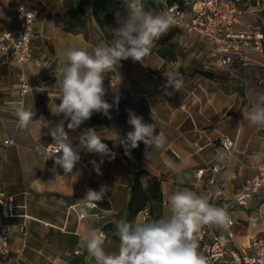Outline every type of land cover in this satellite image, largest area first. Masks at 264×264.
<instances>
[{"label":"crops","instance_id":"0c3cea01","mask_svg":"<svg viewBox=\"0 0 264 264\" xmlns=\"http://www.w3.org/2000/svg\"><path fill=\"white\" fill-rule=\"evenodd\" d=\"M151 11L164 10L168 0H150ZM186 0H175L184 2ZM28 2L38 7L33 29L32 53L40 58L19 63L7 53L0 52V187L13 197L15 215L3 218L12 225L11 244L4 264H95L86 250L83 234L89 227L101 229L105 251L117 253L115 223L126 218L133 173L147 170L161 178L163 201L155 205L164 218L170 216L167 195L178 189H189L206 195L209 202L220 206L216 191L218 183L226 181L229 197L242 188L245 181L257 173L264 163V127L243 122L242 112L249 107V98L264 90V55L252 54L248 66L233 61L229 66L219 64L213 43L200 32H190L175 20L174 26L156 42L151 54L142 63L131 58L121 60L113 75L118 88L107 94L111 104L119 95L118 105L110 110L111 119L94 113L75 131L68 130L73 147L86 128H95L103 142L116 153L115 159L80 150V161L73 173L65 175L54 160L41 155L37 145L52 143L48 129L31 125L18 126L16 109L33 106L34 119L45 117L55 125L63 115H53L51 108L57 99V79L50 76L64 59L69 46L89 49L112 38L110 28H101L93 15L80 18L76 0H0V36L18 29L23 15L11 6ZM94 0H90L92 9ZM264 0H239L241 19L264 31ZM187 9H191L187 5ZM173 72L182 79L177 91L167 86L163 74ZM24 80L33 86H45V92L30 90L21 97L18 88ZM142 116L145 123H157L167 143L160 149L139 147L125 155L124 148L109 133L123 137L132 127L127 123L128 110ZM243 122V123H242ZM67 123V122H66ZM242 123V124H241ZM228 136L234 147L228 151L220 138ZM13 139L12 144L4 141ZM218 151L230 153L229 159L218 162ZM47 160V161H46ZM94 162V163H93ZM217 166L213 172L211 167ZM181 168L179 173L175 170ZM203 169L201 177L196 171ZM80 175L73 177L75 173ZM105 187L102 201L81 213L79 200L89 188L99 191ZM229 212L234 238L227 247L249 246L253 237H264V196L260 191L248 206L235 207ZM25 222L27 233L18 230ZM113 222L111 229H105ZM134 222H145L143 210ZM212 236L210 225L202 226ZM215 234H225V227H214Z\"/></svg>","mask_w":264,"mask_h":264},{"label":"clouds","instance_id":"9594fccd","mask_svg":"<svg viewBox=\"0 0 264 264\" xmlns=\"http://www.w3.org/2000/svg\"><path fill=\"white\" fill-rule=\"evenodd\" d=\"M126 5L123 14L116 13L117 26L111 28L110 42L90 45V50L76 46H69L65 50L64 59L55 69V86L60 103H55L50 109L53 115L62 114L64 119L52 125L43 116L34 119L33 106L25 108L21 104L16 109L20 128L36 125L40 129H48L53 142L37 145L36 150L49 157L47 160H54L65 175L73 173L81 159L80 150L115 159L116 153L103 142L104 139H101L95 128H86L79 137V146L73 147L66 127L75 131L94 113H101L111 119L110 110L114 104L118 105L119 95H114L111 104L105 99V73L117 70L121 60L131 58L134 62L142 63L160 37L174 26L175 18L171 10L153 12L145 9L141 0H126ZM21 12L24 13L23 8ZM32 14L36 15L34 12ZM163 75L167 79V86H174L179 91L182 85L179 75L173 72ZM45 88L42 85L33 91L41 93L45 92ZM242 114L243 122L246 120L251 126L264 127V90L255 91L250 96L249 107ZM127 123L133 130L123 137L119 132H109L115 138L114 143L124 148L125 155H130L140 142L145 145L146 152L149 148L160 149L167 143L164 133L156 131V122L145 123L142 116L130 109ZM230 156V153L218 151L215 159L222 163ZM175 170L178 173L182 171L181 168ZM78 175L79 172L73 177ZM141 184L146 186L147 177L141 179ZM104 189L87 190L85 198L78 201L81 213L87 215L88 208L102 201ZM167 203L170 211L167 218L146 222H116L119 238L117 253L105 251V238L101 229L87 228L83 241L95 264H209L208 258L200 250L199 230L205 225L226 227L230 223L227 208L213 205L206 195H198L186 188L168 194Z\"/></svg>","mask_w":264,"mask_h":264},{"label":"built area","instance_id":"2783aa9c","mask_svg":"<svg viewBox=\"0 0 264 264\" xmlns=\"http://www.w3.org/2000/svg\"><path fill=\"white\" fill-rule=\"evenodd\" d=\"M237 1L239 0H186L165 3L164 10H171L175 20L188 31L200 32L208 37L213 43L215 59L219 64L229 66L233 61H237L248 66L254 62L252 54L264 55V31L242 21V10L237 6ZM187 5H190L191 9H187ZM11 9L19 11L23 20L18 29L0 36V52L7 53L19 63L32 60L41 65V59L34 57L32 53V41L36 36L33 25L39 13L38 7L22 2L12 5ZM33 12L36 15H33ZM50 76H55V72H51ZM37 87L40 86H33L22 80L18 94L23 97ZM104 87L107 94L118 88L113 75L105 74ZM219 141L228 151L234 147V141L228 136H223ZM4 142L12 144L14 141L8 138ZM211 170L216 172L218 167L213 166ZM203 171L197 170L196 175L201 177ZM260 191L264 196V163L259 166L254 176L245 181L235 196L227 195L226 181L218 183L216 195L220 206L230 211L235 207L248 206L250 200ZM15 208L13 197L7 195L0 187V264H4L7 259L12 232V225L4 222L3 218L14 216ZM143 215L145 222L150 221L148 207L143 209ZM233 223L234 220L230 218V223L225 227V234H215L213 230L216 226H210L211 237L203 229L199 230L200 250L208 258L209 264H264V237H253L249 246L227 247V241L235 235L231 229ZM17 226L22 234L27 233L25 222Z\"/></svg>","mask_w":264,"mask_h":264},{"label":"trees","instance_id":"16d2710c","mask_svg":"<svg viewBox=\"0 0 264 264\" xmlns=\"http://www.w3.org/2000/svg\"><path fill=\"white\" fill-rule=\"evenodd\" d=\"M174 1L168 0V3H174ZM76 2L80 18L85 15H93L103 29L116 27V13L123 14L127 8L126 0H94L92 9L88 5L90 0H76ZM141 2L145 9H152L150 0H141ZM144 177H147L146 186L141 184V179ZM162 201L161 178L147 170L134 172L130 185V197L126 205L125 220L134 222L137 214L146 207L150 210V221L164 218L161 211L154 210L155 205H160ZM114 236L119 241L116 232Z\"/></svg>","mask_w":264,"mask_h":264},{"label":"water","instance_id":"95a60500","mask_svg":"<svg viewBox=\"0 0 264 264\" xmlns=\"http://www.w3.org/2000/svg\"><path fill=\"white\" fill-rule=\"evenodd\" d=\"M113 226V222H107L104 226L105 229H111V227Z\"/></svg>","mask_w":264,"mask_h":264}]
</instances>
